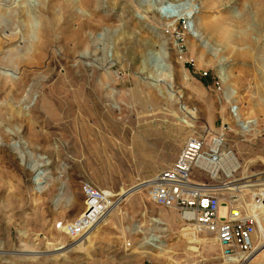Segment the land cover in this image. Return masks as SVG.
I'll list each match as a JSON object with an SVG mask.
<instances>
[{"label": "rangeland", "instance_id": "rangeland-1", "mask_svg": "<svg viewBox=\"0 0 264 264\" xmlns=\"http://www.w3.org/2000/svg\"><path fill=\"white\" fill-rule=\"evenodd\" d=\"M220 132L233 162L210 182L220 211L254 209L264 0H0V264H229L146 192L189 137ZM84 186L112 205L82 237L62 229L82 216ZM237 264H264V250Z\"/></svg>", "mask_w": 264, "mask_h": 264}, {"label": "built area", "instance_id": "built-area-1", "mask_svg": "<svg viewBox=\"0 0 264 264\" xmlns=\"http://www.w3.org/2000/svg\"><path fill=\"white\" fill-rule=\"evenodd\" d=\"M225 144L222 132L210 138L203 135L189 137L175 161L148 181L146 192L153 205L172 210L183 224L209 234L216 242L222 259L229 264H237L264 243V213L258 218L254 216L264 209V194L257 191L252 196L251 202L257 204L253 211L230 206L221 213L218 190L210 182L219 170L225 172L231 167V152L226 150ZM196 174L206 176V181L196 180ZM250 182L248 179L243 185ZM82 195L84 212L80 219L67 227L71 234L91 229L105 212L109 200L106 192L89 186L82 187Z\"/></svg>", "mask_w": 264, "mask_h": 264}, {"label": "bare ground", "instance_id": "bare-ground-1", "mask_svg": "<svg viewBox=\"0 0 264 264\" xmlns=\"http://www.w3.org/2000/svg\"><path fill=\"white\" fill-rule=\"evenodd\" d=\"M223 21V20H222ZM233 22V21H232ZM225 24V23H224ZM201 26H202V29L204 30V32L206 33V34H209L210 36H213V35H215L219 40H221V41H223V42H225L226 44L227 43H234V39L232 38V36L231 35H228V33H224V32H222L223 31V29H222V27H219L218 29H220V30H222V31H220L219 32V30H216L215 29V27H213L212 25H211V20H209L208 18H206V17H204L203 18V20H202V24H201ZM239 29H240V27H239ZM216 30V31H215ZM232 154H230L229 155V158H230V156H231ZM230 160H231V158H230ZM231 165L233 166V162L231 161ZM235 165V164H234ZM231 166V167H232ZM230 167V168H231ZM235 167H236V165H235ZM231 170V169H230ZM230 172V171H229ZM231 172H232V170H231ZM243 187H248L247 185H244V186H240V187H237V188H235V187H232V189L233 190H237V189H239V188H243ZM216 189H218V188H216ZM220 189V188H219ZM260 191H261V193H263L264 194V188L263 189H259ZM127 194L128 193H125L123 196H122V198H124V197H126L127 196ZM255 201V200H254ZM115 203V202H114ZM112 205V204H111ZM111 205L110 204H108L107 203V206H106V210H105V212H102V214H101V218L96 222V224H93V227H91V229H89V230H87L83 235H82V237L84 236V235H86L89 231H91L93 228H95V227H97V226H99L100 225V223L102 222V220L104 219V218H106V216H107V214H108V212H109V208L111 207ZM247 207H248V209L250 210V211H253L254 209H252L251 207H250V205H247ZM262 208H264V206L262 207ZM263 210V212H264V209H262ZM257 215V218L258 217H260V216H258V214H256ZM256 215H254V216H256ZM153 221L154 222H156V223H159V224H161L160 222H159V219L158 218H156V219H153ZM161 225H163V224H161ZM187 225V224H186ZM190 226V225H189ZM62 230H65L66 232H67V228H64L63 227V229ZM197 230V229H196ZM163 231H165V229L163 230ZM197 231H199V230H197ZM199 232H201V231H199ZM204 233V232H203ZM188 234H190V240L191 241H193V242H195L196 241V236L195 235H193V234H191V233H185V235H188ZM205 234H207V233H205ZM207 235H209V234H207ZM210 236V235H209ZM158 238V237H157ZM157 238H155V237H149V238H147L144 242L147 244V245H149V246H152V247H156V248H159V247H162L161 246V243L158 241V239ZM212 239V241H213V243H215L216 244V242L214 241V239L213 238H211ZM84 245V242H80V243H78L77 245H75V246H72V249L73 248H81L82 246ZM216 246H217V244H216ZM26 248V247H25ZM69 249V248H68ZM71 249V248H70ZM264 250V243H263V245H262V247H259V248H257L249 257H247L245 260H244V262H247V261H249L251 258H254V257H256L257 255H259V253H261L262 251ZM54 251H59L60 253H64L65 251L66 252H69V251H71V250H67L65 247H57V248H55L54 249ZM28 253H32V254H34V253H36V252H28ZM38 254L40 253H43V252H37ZM0 255H3V254H0ZM7 255H15V257L17 256V258L16 259H19L21 256H23V251L21 252H13V253H11V254H4V257L5 256H7ZM0 257H3V256H0ZM33 258H38L37 256H30V257H27V259H33ZM222 258V257H221ZM225 262H227V260H225V259H223Z\"/></svg>", "mask_w": 264, "mask_h": 264}]
</instances>
